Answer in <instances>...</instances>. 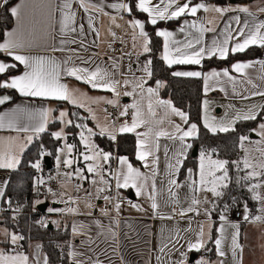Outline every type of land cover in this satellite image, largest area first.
<instances>
[{
    "label": "snow or ice",
    "instance_id": "6c2138e0",
    "mask_svg": "<svg viewBox=\"0 0 264 264\" xmlns=\"http://www.w3.org/2000/svg\"><path fill=\"white\" fill-rule=\"evenodd\" d=\"M106 8L115 10L118 15H112ZM134 8L147 14V20L133 18L125 22L132 30V50L122 52L120 57L108 55L106 52L104 59L99 57L98 53L90 52L91 48H98L104 42L97 25L101 17H108L116 27H123L117 24L116 20L124 19L122 13L131 15L133 12V7L125 0L112 3H105V0H19L15 4L12 0H0V11L10 15L14 21V27L11 29L0 30V54L11 58V62L0 60V76L5 77L0 80V89L15 90L23 97L66 101L84 108L89 114L87 117H81L78 113L70 114L61 110L59 116L54 117V109L51 108L30 110L20 106L0 113V130L32 133L22 138L0 136V169L15 170L20 165L21 154L27 146L32 144L34 138L39 139L40 134L47 131L50 121L58 119L63 127L52 132L51 136L57 142L62 141V146L49 152L41 144L37 158L30 162V167L39 173L42 172L41 160L46 156L55 157L57 175L49 176L48 180L59 179L63 190L57 193L48 187L47 191L53 197H59L57 202L64 203L66 207L48 208L49 213L92 217L91 210L96 207L92 201L95 199L111 204L112 210L118 216L122 203L119 190L134 189L137 197L146 200L154 217L172 220L179 216L183 219L192 213L196 216L203 215L207 221V232L205 223L198 224L195 241L181 235L180 229H176L174 235H170L158 248L157 264H188V253L202 249L210 250L207 248L209 241L214 244L216 255L220 258L218 264H226L224 257L229 251L233 264H242L240 224L228 220L226 213L229 205L224 204L219 212V220L222 223L216 228L219 235L215 239L212 237V214L219 207V202L229 194L231 185L235 184L240 189H246L250 200L257 205L254 214L248 201L243 202V221L264 224V102L253 103L238 110L229 105L233 112L217 119L209 116V101L204 100L201 117L203 128L214 136L219 133H237L236 158H220L218 148L201 144L194 159L195 166L188 167L184 171V180L180 181L178 176L184 170L190 153L195 150L196 142L200 139V129L197 123L191 121L189 113L177 108L171 100L160 97L159 90L164 87L162 81H155V87L148 84L153 77L150 58L138 68L142 73L139 76L132 70L131 62L128 64L127 73L122 71L121 61L125 56L131 58L135 54L136 63L139 65L140 56L152 51L146 24L155 26L159 21L183 19L177 31L183 34L184 40L175 39L176 33L166 29L157 28L155 31L157 37L163 38L161 59L171 67L175 64L201 65L205 58L226 60L230 54L245 52L251 46L264 48V20L258 19L257 14L248 6H218L208 3L207 0H199L196 3H193V0H159L158 3H153V0H135ZM201 12L203 16L198 15ZM257 12L264 13V7H259ZM228 13H244L248 18L243 22L239 15L225 19ZM189 17L194 19L189 20ZM81 21H86L87 28ZM218 22L223 23L222 28ZM206 33L212 34L210 43L205 40ZM109 34L115 39L116 34L111 28ZM90 36L93 37L91 41L88 39ZM121 43L126 42L121 40ZM108 47L111 48V44ZM30 49H44L52 55L25 54V50ZM55 53L64 55L61 58ZM82 53L88 55L85 57ZM98 59L101 63L97 62ZM257 63L260 65L259 71L253 77L248 70L255 68ZM20 65L24 71L18 75H10ZM172 75L201 78L205 94L216 87L227 91L226 86L231 85L234 97L249 100L258 96L264 101V61H236L230 68L222 70L174 71ZM64 76L83 82L94 90L110 92L114 98L88 97L84 93L77 95L78 90L62 83ZM238 87L243 90L238 91ZM121 89H124L123 92ZM121 95L132 97V102L121 105ZM10 99L9 95L0 96V105ZM85 100L90 104L111 105L118 109V114L114 116L104 109V122L100 123L96 112ZM72 117H75V120ZM175 118H178L179 122ZM87 119L96 122L98 132L82 122ZM245 122H252L255 126L245 132H239L237 125ZM68 128L78 130L72 135L78 136L79 145L83 146L82 151L77 144L68 142ZM126 134L135 136V159L144 171L134 166L129 157L114 155L113 152L101 148L93 139L96 136L107 137L109 141L118 143V137ZM253 136L258 139H253ZM161 150L165 161L163 171L160 169ZM81 158L83 166L73 167ZM113 161L116 162L115 168L112 167ZM61 168L66 171L61 172ZM85 182L92 185L93 191L83 187ZM8 183L5 180L0 182V185ZM45 184L46 180L42 176L34 178L33 188L37 195L40 186ZM113 185L116 189L115 195L112 194ZM69 187L76 193L84 191L83 204L88 209L87 212H80L81 198L70 194ZM185 188L187 192L181 198V191ZM5 194V188L0 186V197ZM161 200L163 207L170 208L168 213L161 212ZM232 201L233 204L240 205L235 197H232ZM43 203L42 200H36L32 210L36 211L37 205ZM8 204L11 208L10 200ZM184 204L187 206H183ZM131 206L140 211H147L139 204ZM13 211L18 214L20 207ZM109 211L107 207L100 209L102 216H109ZM15 218L14 215L13 219ZM36 223L44 228L49 223L60 226L59 221H48L45 218L37 220ZM113 225L119 226V220L115 217L110 218L109 225L95 218L91 224L73 220L72 236H83L85 239L81 240L84 250H77L71 242L68 243L69 264H105V261L99 258L100 254L112 264L107 249L97 253L93 248V245L99 248L97 241L101 237L102 242L108 243L110 240L112 245H116L112 252L119 255L120 264H127L119 253V236ZM93 226L97 229L95 239L90 234ZM226 226L233 229L231 241L227 244ZM191 231L189 217V227L183 232ZM3 237L7 247L0 249V264H49L48 256L40 254L42 245L37 243L33 247L30 244L33 251L29 255L22 250L23 245L20 242L25 240L23 235L5 229ZM181 240H184L185 244L180 247L186 246V251H180V248L176 247ZM173 252H180L179 260L172 259ZM162 256L166 259H162ZM196 264L212 262L201 257Z\"/></svg>",
    "mask_w": 264,
    "mask_h": 264
},
{
    "label": "crops",
    "instance_id": "0c3cea01",
    "mask_svg": "<svg viewBox=\"0 0 264 264\" xmlns=\"http://www.w3.org/2000/svg\"><path fill=\"white\" fill-rule=\"evenodd\" d=\"M132 1H133V8H134L135 0H125V2H128V3H132ZM18 2H19V0H14L12 3L15 4ZM112 2H116V0H105V3H112ZM158 2H159V0H153V3H158ZM181 2H183V0H181ZM193 3H196V2H193ZM208 3L215 4L218 6H227V5H231L233 7H235V6H248L252 12L257 14L258 19L264 20V13L257 12V9L259 7H264V0H224L223 2H220V3H212V2H208ZM105 10L110 12L112 15H118L115 12V10L107 9V8ZM135 12H138V11L135 10V8H134L131 15H129L128 13H122L124 19L121 20L118 18L116 20L117 24L123 25V27H120V28H118L114 24H112L108 17H101L100 22L97 26L100 28L101 39L104 42L98 48H91L90 52H96L99 54V57H103L104 59H106L105 53L107 52V54H108V50H109L108 45L121 43V40L126 42V43H121L122 51L123 52L131 51L132 50L131 49V44H132L131 32H132V30L130 28H128V26L125 22L127 20L133 19V18H137V19H140L142 21L147 20V14L140 13V12H138L139 14H137ZM81 15H83V13H81ZM198 15L203 16L204 14L201 12V13H198ZM232 15H239L241 17L242 22L244 19L248 18L246 16V14H244V13H228V14H226L225 19H227L228 17H230ZM188 19L191 20L194 18L189 17ZM172 21H176V20H172ZM81 22L85 23V28H87L86 21H81ZM167 22L168 21H159L157 23V25H155V26H153L151 24H148V25L152 26L154 28V32L156 31L157 28L166 29L168 31H172V32L176 33L175 39L184 40L183 34H181L177 31L178 28L180 27V25L183 23V19L179 20L178 23L174 24V25H166ZM218 24H219L220 28L223 27L222 22H218ZM12 27H14V21L13 20H12V25L7 29H11ZM109 28H111V31L116 34L115 39H113V37L109 34ZM146 31H147V28H146ZM92 38L93 37L90 36L88 38L89 41H91ZM159 38L161 39V52H160V57H161L162 53H163V38L162 37H159ZM211 38H212L211 33L205 34V40L207 42L210 43ZM251 48H258L259 49L258 53L252 59L238 60V61H264V48H261L258 46H251L247 50H249ZM137 50H139V48ZM242 53H244V52H242ZM25 54L52 55V53H50L44 49L25 50ZM237 54H241V53H236L235 55H237ZM55 55L57 57L62 58L64 54L63 53H55ZM82 55H84L86 57L88 55V53H82ZM229 56H232V55L230 54ZM139 59H140V63L138 65L136 63L135 54L131 58L125 56L121 61L122 71L127 73L128 64L131 62L132 63V70L136 73V75H138V76L142 75V73L140 71H138V68L140 66H142L143 62L146 59H149V57L147 56V54H145V55L140 56ZM206 59H208V58H205L204 60H206ZM216 59H218V58H216ZM0 60H7V61L11 62V58L6 57L3 54H0ZM203 61H202V63H203ZM97 62L101 63V61L99 59L97 60ZM235 62H233V63H235ZM77 64H79V61H77ZM231 64H230V66H231ZM201 65H179V64H175V65H172L171 67H174V71H202ZM230 66H222L219 68H210V69L205 70L203 72H208L212 69L222 70L223 68H226V67L230 68ZM259 67H260V65L257 63L255 68L249 69L248 71L252 74L253 77H255L259 71ZM23 71H24L23 66L20 65L16 70H13V73L11 75H18V74L22 73ZM233 75H236V74L233 73ZM117 78H120V77H117ZM189 78H193V77H189ZM3 79H5V77ZM237 79H239L238 76H237ZM62 83L67 84L72 89L78 90L77 95H80V93H84L88 97H106V98H110V99L114 98L112 96V93L102 91V90H94L89 85H86L83 82L77 81L72 77H67V76L62 77ZM152 87H155V84ZM226 88H227V91H221L219 87H216L214 90H211L207 94H205L204 90H203L204 89V83L202 80L203 99H202V105H201L202 106L201 117L203 115V101L204 100L209 101V105H208L209 116L212 117L210 111L212 109L217 108V113H219L221 115L220 118L225 117L226 113L231 114L233 112V109H230L228 107L229 105L234 106V109L238 110V109H243V108H245V106L251 105L253 103L259 104L261 102H264V101H262V98L258 97V96L253 97L249 100H241L239 97L233 96L231 85H227ZM123 90L124 89H121V92H123ZM242 90H243L242 87H238V91H242ZM159 93H160V90H159ZM3 95H9L11 97V99L9 101H7L5 104L0 105V113L9 112L11 109H14L17 106H20V107L28 108L30 110L38 109V108H44V107L51 108V109H54V112L52 114L54 117H58L59 112L61 110H66L70 114L71 113H78L79 116H81V117H87L89 115L88 112L84 108L74 106L72 104H69L66 101H56V100H46V99H41V98L23 97L18 92H16L15 90L0 89V96H3ZM119 99H120L121 105L129 104L132 102V97H125V96L121 95V97ZM165 100H169V99H165ZM85 103L89 104L93 108V110L96 112V115H97L100 123L104 122V108L106 106H108L110 108H114L113 106L107 105V104H100V105L90 104V102L87 100H85ZM220 118L218 117V119H220ZM175 119L177 122H179L178 118H175ZM53 123H57V125L50 133H52L54 131H58V130H60V128L63 127V125L60 123V121L58 119L52 120L48 124L46 132L49 131V126ZM84 123H87L89 127L93 128L94 131H97V132L99 131V129H97L95 127V124H96L95 121H93L91 119H87V120H84ZM202 124H203V122H202ZM77 132H78V130H77ZM29 134H32V133H18L14 130H9V129L0 130V136H2V137H9V136L17 137V136H19L22 138L23 136L29 135ZM35 140H37V139L34 138L33 142ZM134 140H135V136H134ZM62 143L63 142L61 141L59 146H61ZM161 143L163 144L164 141H161ZM81 147L83 148L82 145H81ZM22 154H21V156H22ZM192 154H193V152H191V156H192ZM114 155H116V154L114 153ZM47 157H49V156H47ZM160 157H161L160 158V169H161V171H163L165 161H164L162 150L160 153ZM54 159H55V157L53 158V160L51 162V165H52L51 173H53L55 170L54 169ZM133 165L136 167H140L141 170L144 171L142 165L139 162H138V164H133ZM82 166H83L82 158L80 159L79 164L73 165V167H82ZM41 167H42V163H41ZM112 167L113 168L116 167L115 161L112 162ZM191 167H194V166H191ZM11 171H13V170L0 169V182L5 181V180L8 181L9 180V173ZM44 175L45 174L43 171L39 172V173L36 171L35 177L44 176ZM56 180L58 181V187L53 188V191L57 192L59 190H63L60 187V180L59 179H56ZM183 180H184V177L180 181H183ZM75 182L76 181L74 179L73 183H75ZM0 186H3L4 188H6V185H0ZM83 187L85 189H88L89 191H93L92 185L90 183L85 182ZM68 191L75 193V195H78L81 198V204L79 206L80 212L81 213L87 212L88 209H86L84 207V204H83V200L85 199L84 191L81 190L79 193H76L71 189V187L68 188ZM112 192L114 193L113 195L116 194V189H115L114 185L112 188ZM185 192H187L186 188L181 191V198H183V194ZM119 193H120V197L126 196L129 198V201L127 203H121V209H120L118 216L116 215L115 211L112 210L111 204H106V202L103 200H95V199H93V201H92V203L96 205V207L91 210L93 212L92 217H89L87 215H77V216L62 215L60 217H57L58 218L57 219V218H54V216H59V213H57V212L49 213L47 210L45 213L51 217V218H49L50 221H52V220L59 221L60 226L68 223L70 234H71L70 242L76 247L77 250H84L83 246L81 245V240L85 239V237H83V236L73 237L72 236L71 224H72L73 220H75L77 223L84 222L86 224H91L92 220L95 218V219L101 220L103 222V224L109 225L110 218L115 217L117 220H119V226L118 227L113 225V227L115 228V230L117 231L118 236H119V253L123 255L127 264H157L156 256L159 254L158 248L170 235H174L176 229H180L181 235L187 236V238L189 240H192V241H195V238H196L195 232L198 230L197 226L199 223H205V231L207 232V221L203 215L196 216L192 213H189L188 216H186L183 219H181L179 216H177L175 219H172V220L160 219L159 216L154 217L152 215L151 209L149 208V205L146 202V200L143 197H137L134 189H120ZM48 194L50 195L49 192L47 193V195ZM165 196H166V193H165ZM46 198H47V196H46ZM58 200H59V197H53L54 204H58L59 208H63L64 205L59 204V202H57ZM129 202H131V203H129ZM160 203L162 205L161 212L162 213H168L170 211V208L163 207V200H161ZM131 204H139L141 206V208L146 209L147 211H140V210L132 207ZM1 206H2V197H0V209H1ZM183 206L186 207L187 205L184 204ZM65 207H66V205H65ZM105 207L110 209V211L112 212V216H102L101 215L100 209L105 208ZM256 207H257V205L255 204L254 208L252 209L254 214H255V208ZM219 212L217 214H215V218L212 217V221L214 222L213 223V231L214 230L216 231V228H218L220 226V224L222 223L219 220ZM64 216H65V218H64ZM189 217H191L192 231L188 232V233H184L183 230L185 228L189 227ZM227 217H228L229 221L239 222V224H240V243L243 245L242 264H264V240H263V238H264V224L248 223V222L243 221L242 218H240L238 220H234L229 215H227ZM241 217H242V213H241ZM1 222L2 221L0 218V233H1V229H4V230L7 229V227H5L3 224H1ZM55 226L57 227L56 224H55ZM96 231H97V229L95 228V226H93L90 234L93 236L94 239L96 238ZM213 231H212V233H213ZM232 231H233V229H231L230 227H227L226 244L230 243V241H231V232ZM218 235H219V233L216 232L215 238H217ZM3 239H4V237H3V233H2V237L0 239V249H4L7 247V245L3 242ZM102 241H103V237L99 238V240L97 241L99 243V248H96V245H93V248L96 249V252L101 253V250L107 249L109 256L111 257L112 264H120L119 255H116L112 252V248L116 247V245H112L110 240L108 241V243H104ZM244 242H248L249 244H251L253 246L252 249L248 250V247L244 244ZM37 243L40 244L39 242H32L30 244L34 247ZM183 244H185V241L181 240L180 244L176 245V247L180 248V251H186V246L183 248L180 247V245H183ZM29 245L26 248H24V252L26 254L31 255L33 248L30 247ZM170 247H171V245H170ZM207 248L210 250L206 251V250L202 249L199 252H196V251L189 252L188 253V264H196V261L199 260V257L201 258V256H202L204 258L205 255L208 256V261H211L212 264H218V261L220 258L216 255L215 246L213 245V247L211 249L210 248V241H209L207 244ZM226 251H227V248H226ZM211 253L214 256L213 259H210ZM40 254H41V256L45 255L43 250H42V247L40 249ZM89 255H91V253H89ZM171 256H172L173 260H179L180 259V252H173V253H171ZM99 258L101 260H104L105 264H109L108 258H106L104 255L100 254ZM162 259H166V258L162 256ZM224 259L226 261V264H233L232 255H231L230 251L228 252L227 256L224 257Z\"/></svg>",
    "mask_w": 264,
    "mask_h": 264
},
{
    "label": "trees",
    "instance_id": "16d2710c",
    "mask_svg": "<svg viewBox=\"0 0 264 264\" xmlns=\"http://www.w3.org/2000/svg\"><path fill=\"white\" fill-rule=\"evenodd\" d=\"M14 1V0H13ZM12 1V2H13ZM199 0H193V2H198ZM224 0H207V2L220 3ZM133 7V1L130 3ZM134 10V8H133ZM139 14L138 12H135ZM178 21H168L166 25L177 24ZM12 25V18L10 15L0 11V30L9 28ZM149 37L151 40L152 51L147 54V56L152 60V70L153 77L148 81L150 86L155 84V81L160 80L164 83V87L160 89V97L162 99H169L173 104L180 108L181 110L189 113L191 121L197 123L200 129V139L196 142V150L198 153L199 146L201 144L209 147H215L219 149L220 158L235 159L237 150L235 148V142L237 140V133H219L217 135H212L206 129L203 128L201 111H202V79L201 78H189V77H174L172 72L174 67H168L160 57L161 52V39L155 35L154 28L152 26L146 25ZM258 48H251L244 53L229 56L226 60H220L216 58L206 59L201 65V70L205 71L210 68H219L222 66H230L231 63L238 60H249L252 59L257 53ZM13 71L10 73V75ZM4 76H0V80ZM75 120V117H72ZM57 123H53L49 126V131L40 134L39 139L35 140L31 145H29L21 156V163L17 169L9 173L8 184L5 188V196L2 197V206L8 204L16 203L21 205L25 211L24 214L17 217L15 220L10 221L7 216H2L4 221L1 222L5 227L17 229L21 232V235L25 237L22 241L24 248H26L32 242H39L42 245V250L45 255L49 258V264H69V259L67 257L68 243L71 240V234L69 230L68 223L56 227L55 224L49 223L51 228L40 227L36 221L41 218H45L50 221L51 218L46 213H37L32 210L37 193L33 188V179L36 175L35 169L30 167V162H34L37 158L38 150L40 145L43 144L45 149L52 152L54 148L59 147L60 142L54 140L51 136V131L56 127ZM255 124L252 122H245L237 125L239 132H245L248 128L254 127ZM69 132L68 142L77 144L78 148L82 151L81 145L78 142V136L72 135L76 133L77 129L68 128ZM94 141L99 144V146L106 151H111L117 156H127L133 164H138L135 159V140L134 136L131 134H126L118 137V143L112 142L107 139V137H94ZM51 162L54 155L49 156ZM194 159L189 155V159L186 161L184 170L178 176L181 180L184 177V171L188 167L195 166ZM42 171L45 173L51 172L52 168L47 171L43 161ZM79 164V163H78ZM234 175V173H233ZM228 195H226L221 202H219V207L215 212H213L212 217L215 218L220 209L223 208L224 204H229L232 201V197L239 199L240 202L248 201L250 209H253L255 202L250 200L249 194L246 189H240L235 184L231 185L228 190ZM237 197V198H236ZM53 217V216H52ZM60 216H54L57 218ZM58 219V218H57ZM213 239L216 237V231L212 233ZM213 243L210 241V248L212 249ZM214 256L211 253L210 259Z\"/></svg>",
    "mask_w": 264,
    "mask_h": 264
},
{
    "label": "built area",
    "instance_id": "2783aa9c",
    "mask_svg": "<svg viewBox=\"0 0 264 264\" xmlns=\"http://www.w3.org/2000/svg\"><path fill=\"white\" fill-rule=\"evenodd\" d=\"M122 52L123 51L121 48V43L112 44L111 48H109V50H108V55H112L114 57H120ZM104 109H107V112L113 114L114 116L118 114L117 108H110V107L106 106ZM82 122L84 123V121H82ZM49 176L55 177V175L51 172H47V173H45L44 176H42L43 178H45L46 184L40 186L39 195H37V197L35 198V201L36 200L45 201L47 193H48V191H47L48 187H51L52 189L58 187V181L56 179L48 180ZM112 194H114V193L112 192ZM121 198H122V203H127L129 201V198L126 196H123ZM18 206L20 207V212L18 214H16L13 211V209H15ZM36 212L39 213L37 210H36ZM24 213H25V211H24L23 207L21 205L16 204V203L11 204V208L9 207V204H7V205L1 207V209H0V216H7V218L9 219V222L15 220L17 217H19L20 215H22ZM14 215L16 217L15 219H13ZM227 215L231 216L234 220L240 219L241 218L240 207L238 205L233 204V202L229 203V210L227 211ZM59 216H62V214H59ZM109 216H112L111 211H109ZM7 229L9 232L21 234V232L19 230L13 229L12 227L7 228ZM20 243L23 245L22 241ZM22 250L24 251V245H23ZM204 258L208 260L207 255H205Z\"/></svg>",
    "mask_w": 264,
    "mask_h": 264
},
{
    "label": "rangeland",
    "instance_id": "374dc122",
    "mask_svg": "<svg viewBox=\"0 0 264 264\" xmlns=\"http://www.w3.org/2000/svg\"><path fill=\"white\" fill-rule=\"evenodd\" d=\"M210 113H211V116L212 117H215V118H217L218 119V117L220 118V114L219 113H217V108L216 109H212L211 111H210ZM253 139H258L257 137H254L253 136ZM61 146H62V144H61ZM54 172H53V174L54 175H57V169H56V163H55V159H54ZM60 171L61 172H63V171H66V169H63V168H61L60 169ZM60 191H62V190H59V191H57L58 193L60 192ZM70 194H72V195H74L75 196V193H72V192H69ZM237 198V197H236ZM237 201H239V199H236ZM44 202H47V203H49V204H54V202H53V196L51 195V193H50V195L48 194L47 195V198L45 199V201ZM240 202V201H239ZM231 203V202H230ZM59 204H63L64 205V207L63 208H65V204L64 203H59ZM228 204V203H227ZM242 204H243V202H240V205H238L239 207H240V210L243 212V208H242ZM229 205V204H228ZM241 212V213H242ZM227 214V213H226ZM256 214V213H255ZM2 216H0V218H1ZM64 218H65V216H64ZM242 218V217H241ZM64 220V219H63ZM1 221L3 222L4 221V219L2 218L1 219ZM3 224V223H2ZM64 225V224H63ZM4 226H5V224H4ZM2 233H4V229H1V233H0V239H1V237H2ZM263 240H264V238H263ZM244 244L248 247V250L249 249H252V245L251 244H249L248 242H244ZM202 257V256H201ZM199 259H200V257H199Z\"/></svg>",
    "mask_w": 264,
    "mask_h": 264
},
{
    "label": "water",
    "instance_id": "95a60500",
    "mask_svg": "<svg viewBox=\"0 0 264 264\" xmlns=\"http://www.w3.org/2000/svg\"><path fill=\"white\" fill-rule=\"evenodd\" d=\"M196 154H197V150L195 148V150L193 151L192 156L195 157ZM42 161H43V163L45 165V169L47 171H49L51 169V167H52L50 158L46 156V157L43 158ZM48 208H59V205L58 204H49L47 202H44L43 204H40V205L37 206V211L39 213H45ZM48 228H51V225H49Z\"/></svg>",
    "mask_w": 264,
    "mask_h": 264
}]
</instances>
